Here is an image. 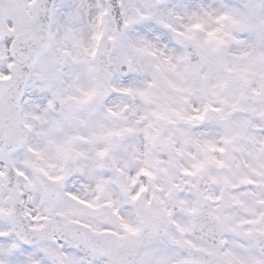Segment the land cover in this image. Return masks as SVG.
Wrapping results in <instances>:
<instances>
[{
  "label": "snow or ice",
  "instance_id": "snow-or-ice-1",
  "mask_svg": "<svg viewBox=\"0 0 264 264\" xmlns=\"http://www.w3.org/2000/svg\"><path fill=\"white\" fill-rule=\"evenodd\" d=\"M0 264H264V0H0Z\"/></svg>",
  "mask_w": 264,
  "mask_h": 264
}]
</instances>
